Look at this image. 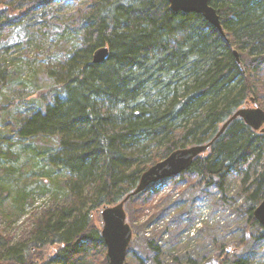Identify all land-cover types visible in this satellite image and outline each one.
<instances>
[{
  "label": "trees",
  "instance_id": "trees-1",
  "mask_svg": "<svg viewBox=\"0 0 264 264\" xmlns=\"http://www.w3.org/2000/svg\"><path fill=\"white\" fill-rule=\"evenodd\" d=\"M70 4L77 6L74 14L65 12ZM210 4L225 36L202 15L172 12L169 0H0V62L9 50L3 47L6 35L39 32L49 22L63 25L55 47L63 59L48 71L53 83L37 110L22 120L18 136L59 141L48 157L66 174L71 190L68 204L43 213L19 241L0 228V264H109L96 215L132 194L152 165L177 150L210 143L178 177L188 187L183 199L214 188L221 203L231 205L228 179L244 176L248 195L235 211L246 218L244 236L238 244L220 246L211 264L255 263L250 257L264 247V229L254 215L264 200V171L252 169L264 162V133L240 117L229 121L264 95V0ZM104 47L109 59L93 64L94 53ZM5 154L13 156L10 149ZM174 179L126 202L125 210L135 208L134 221L143 217L144 226L149 224L144 217L151 199ZM252 229L256 233L248 235ZM142 245L156 254L153 264H165L153 242L144 239ZM47 248L54 253L50 259L44 258Z\"/></svg>",
  "mask_w": 264,
  "mask_h": 264
},
{
  "label": "rangeland",
  "instance_id": "rangeland-1",
  "mask_svg": "<svg viewBox=\"0 0 264 264\" xmlns=\"http://www.w3.org/2000/svg\"><path fill=\"white\" fill-rule=\"evenodd\" d=\"M76 9V4L65 6L68 14H74ZM62 31V23L50 25L49 22L39 32L36 29L28 34L20 31L3 38V47L9 50L3 52L0 62V68L5 70L7 66L8 70L0 78V228L9 230L16 242L29 232L43 213L55 205L70 202L68 178L52 166L48 157L58 151L59 141L42 138L26 140L18 136L22 120L37 110L40 96L53 83L47 79V73L58 68L63 59V54H56L55 51ZM3 60L6 62L3 63ZM261 84L264 85V78ZM262 89L264 92V86ZM263 96L260 103L253 97L246 108L257 107L264 111ZM52 100L51 96L47 97V103ZM9 149L13 156L5 154ZM152 164L149 160L148 165ZM262 171L264 162L252 169L253 174ZM248 185L244 184V176H230L226 194L231 205H224L221 195L214 188L198 193L192 201L183 199L182 194L188 187L177 177L160 186L159 194L151 199L150 210L144 217V220H149L146 227L143 217L141 222L134 221L132 213L135 208L127 205V222L134 234L125 264L154 263L156 254L144 248V239L161 249L159 258L165 264L185 263L187 259L200 264L215 263L220 246L238 244L244 236L246 218L244 215L237 216L235 211L247 197ZM26 199L28 205L23 210L20 204ZM95 221L102 230L101 214L96 215ZM256 231L252 229L248 235ZM263 250L264 247L260 252ZM260 252L250 257V260H255L254 264H264V255ZM44 253L47 259L54 256L50 248Z\"/></svg>",
  "mask_w": 264,
  "mask_h": 264
},
{
  "label": "water",
  "instance_id": "water-1",
  "mask_svg": "<svg viewBox=\"0 0 264 264\" xmlns=\"http://www.w3.org/2000/svg\"><path fill=\"white\" fill-rule=\"evenodd\" d=\"M212 0H169L174 13L199 14L208 23L225 36L217 10L211 6ZM236 60L241 64L239 53L234 51ZM110 56L109 48L97 50L93 55V64L101 65ZM240 117L248 126L257 132L264 133V111L257 107L245 108L237 112L229 121ZM226 126L224 127V129ZM223 129V130H224ZM211 144L193 146L173 152L163 161L152 165L140 177L135 190L127 198L113 207H105L101 211L103 228L101 235L107 248L109 264H125L128 250L133 238L132 227L127 222L125 204L131 197L138 196L154 184L177 178L192 166L194 161L210 150ZM255 219L264 229V200L255 210Z\"/></svg>",
  "mask_w": 264,
  "mask_h": 264
}]
</instances>
